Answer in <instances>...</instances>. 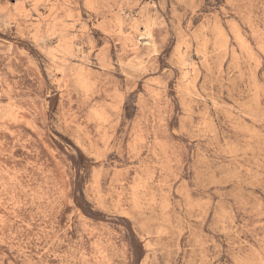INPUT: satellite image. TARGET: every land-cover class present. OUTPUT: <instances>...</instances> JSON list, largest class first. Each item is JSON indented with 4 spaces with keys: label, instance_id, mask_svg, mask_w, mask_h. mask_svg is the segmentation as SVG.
Returning <instances> with one entry per match:
<instances>
[{
    "label": "rangeland",
    "instance_id": "374dc122",
    "mask_svg": "<svg viewBox=\"0 0 264 264\" xmlns=\"http://www.w3.org/2000/svg\"><path fill=\"white\" fill-rule=\"evenodd\" d=\"M0 264H264V0H0Z\"/></svg>",
    "mask_w": 264,
    "mask_h": 264
}]
</instances>
